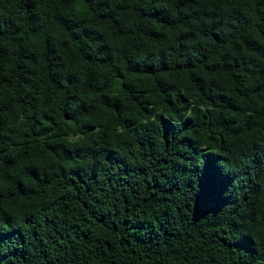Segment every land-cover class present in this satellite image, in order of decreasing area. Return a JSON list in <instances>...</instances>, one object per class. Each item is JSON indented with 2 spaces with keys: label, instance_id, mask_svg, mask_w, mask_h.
Here are the masks:
<instances>
[{
  "label": "trees",
  "instance_id": "16d2710c",
  "mask_svg": "<svg viewBox=\"0 0 264 264\" xmlns=\"http://www.w3.org/2000/svg\"><path fill=\"white\" fill-rule=\"evenodd\" d=\"M0 264H264V0H0Z\"/></svg>",
  "mask_w": 264,
  "mask_h": 264
}]
</instances>
